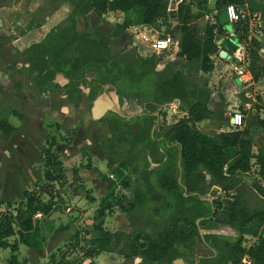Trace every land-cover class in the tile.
<instances>
[{
  "label": "trees",
  "instance_id": "trees-1",
  "mask_svg": "<svg viewBox=\"0 0 264 264\" xmlns=\"http://www.w3.org/2000/svg\"><path fill=\"white\" fill-rule=\"evenodd\" d=\"M68 1L76 8L71 19L72 29L52 32L45 41L27 51L32 56L30 62L33 68L45 80L53 79L58 72L69 76L77 69L84 72L95 70L101 82L105 81L104 72H109L110 78L117 80L118 73L112 78L113 72L118 69L121 73V70L109 57V46L103 41L107 37L100 33L102 40L96 42L89 35L77 33L75 17L90 11L99 16L111 12L138 14L139 9H143L140 20L134 22V19L126 18L110 37L123 35L134 25L151 26L162 20L173 22L172 33L178 40L179 61L167 66L152 89L149 85H142L140 89L143 94L150 89L158 99L162 95L163 85H172V92H167L166 89L163 92L168 98L181 100L187 117L161 128L156 135V139L163 137L160 142L148 135L145 141L125 143L130 146V152L139 144H143L147 151L153 150L152 155L158 167L152 168L146 157H132V162L129 158L126 161L122 159L117 167L114 163L111 164L113 175L120 177L122 168L128 169L130 164L134 165L138 161L135 166L141 170L131 172L133 176L138 175L135 181V200L132 203L116 192L117 186L113 180L98 169L94 170L103 182L109 183L107 193L100 200L94 217L87 220V225L81 228L77 226L76 244L68 250L53 253L49 263L83 264L85 260H93L103 253L117 251L127 261L141 259L140 264H175L178 260L186 262L196 257L197 237L200 235L197 221L202 219L201 227L213 222L230 226L241 233L239 237L206 235L205 243L215 253L211 257L204 255L199 264H243L244 259L251 264H264V237L250 247L244 245L243 238L244 231L264 227V186H253L260 200L259 205L253 204L244 194L245 189L240 179L241 175L250 173L256 167L257 175L264 183V149L254 151V138L247 128L221 132L214 136L200 132V122L224 120L225 117L223 112H213L208 108L211 91L207 87H199L193 77L188 75V70L212 72L213 57L222 48L240 64H247V71L254 82L263 79L264 58L261 50L264 39L251 35L248 18L231 24L223 19L222 14H225L227 5L246 9L248 3L252 7L254 2L264 0H227L226 4L217 0L216 10L219 12L215 16L216 23L207 21L203 30L199 27V21L205 20L212 12L208 7L209 0L183 1L176 11H169V0ZM262 33L264 34V24ZM71 50L77 53L79 59L68 57ZM72 63H75V67L69 70ZM146 68L148 67L136 70L144 72ZM123 85L125 84L121 83ZM14 115L20 122L24 121L22 113L15 112ZM258 125L264 132V120L258 119ZM19 131L20 127L9 118H0V136L10 139ZM149 131L148 128L147 132ZM46 144L43 152L44 180L37 183L33 190L25 191L19 203L0 201V251L10 249L12 253L6 264H22L18 259L21 246L33 250L43 249L46 236L42 232V226L48 225L57 211H67L66 202L60 194L66 171L55 152V141L47 137ZM159 145L164 153L158 151ZM108 148L114 152L117 149L112 143ZM1 160L0 154V163ZM121 185L123 189L130 188L129 181L122 182ZM214 186L220 188L221 194L215 196L212 202L204 200ZM83 189V186L77 187L76 196L82 195ZM216 193L217 190L212 192L213 195ZM86 199L94 203L93 198ZM3 206L6 207L4 210ZM115 208L131 214L144 213L145 218L140 223L142 229L133 230L129 234L107 230L106 219ZM66 228L68 227L64 226L60 229ZM83 228L92 229L99 233V237L91 239L89 243L85 242ZM78 250L81 251L80 254H77ZM75 254L77 256L71 258Z\"/></svg>",
  "mask_w": 264,
  "mask_h": 264
},
{
  "label": "rangeland",
  "instance_id": "rangeland-1",
  "mask_svg": "<svg viewBox=\"0 0 264 264\" xmlns=\"http://www.w3.org/2000/svg\"><path fill=\"white\" fill-rule=\"evenodd\" d=\"M216 1L209 0L208 7L211 9L210 16L214 17L218 14L219 10H216ZM223 4L227 3V0H222ZM170 6V5H169ZM175 2L171 10L175 9ZM141 14L143 9H139ZM140 12L138 14H124L120 12H111L102 17L94 18V22L101 24H107L114 28L118 23H122L126 18L134 19V22L140 20ZM247 18L249 23L253 21V28H251V35L263 38L261 36V28L259 26L258 18L248 14L246 9ZM93 16V15H91ZM223 19H227L226 14H222ZM84 24L83 19L80 20ZM207 20L199 21V27L204 29ZM173 22L159 21L154 25H134L128 29L139 45V51L144 53L149 49H154L152 44H159V49H156L154 54L156 55V62L160 66V71L164 67H167L170 63L179 61L176 53L178 51V40L173 35ZM144 36L148 38V41L144 39ZM22 57L16 59L13 63H7L5 65L0 63V118H9L12 123L20 127V131L10 139H6L0 136V154L2 160L0 163V201L6 203H19L24 195L25 191L33 190L37 183L44 180V162L43 152L46 148L45 138L47 135H54L56 137L55 152L59 155L63 167L66 171L65 182L61 186V196L66 202L67 211H57L56 216L51 219L48 225L42 226V232L46 236L45 248L43 250H33L21 246L22 251L18 253V259L23 264H28V259H31L30 264H43V253L45 249H51L49 258L53 253H59L62 250H68L73 244H76V232L78 228L87 225V220L94 217L95 211L99 207V202L105 197L109 183L103 182L98 173L94 170L98 169L100 173L106 175L109 179L116 183L117 193H121L126 197L129 203L135 200V181L138 175H132L131 168L121 169L120 177L113 175L111 171V164L117 167L122 159H130L131 156L126 154L120 147L115 152L108 148L109 142L103 141L101 144L94 141V136H89L90 132L87 131V123L81 128L79 136L75 139L70 136V132L73 131L75 126L79 123V118L83 116L87 120L90 119L89 113L86 114V110L81 108L79 111H72V107L67 104H56L55 101L43 102L38 99V95L28 97V88L30 87L28 77L25 74ZM245 66L243 71H246L247 64L242 63ZM188 75L193 77L199 87L206 86L208 79L204 75H200L199 72L188 70ZM250 91L254 96L251 99L243 98L250 101L251 107L261 108L264 107V94L260 87H251ZM254 100V101H253ZM123 112L127 114H137L143 111L142 107H132L131 110L126 106L122 108ZM25 113L26 121L20 122L14 113ZM166 119L163 117L167 124L176 123L178 120L186 117V113L180 105L171 103L165 110ZM75 114V115H73ZM244 114V113H243ZM245 115V114H244ZM254 110L247 112L244 117V124H251L252 133L256 134L258 130V124L255 118ZM73 120V121H72ZM58 124L60 129L56 126ZM256 129V130H255ZM211 132H203L208 135H214L213 129ZM61 133V134H60ZM62 135V136H61ZM66 137L71 141L64 140L61 137ZM118 151V152H117ZM144 158V157H140ZM151 164L154 166V158L150 159ZM134 164V163H133ZM89 167V169L87 168ZM154 168H156L154 166ZM77 171V173H75ZM79 175V176H78ZM243 184L244 194L247 199L253 204H260L256 192L253 190L255 184L264 183L257 175V168L253 167L252 171L248 174L240 176ZM210 180V179H209ZM129 181L130 188L123 189L121 183ZM79 186H83L81 190L82 195L76 196L75 189ZM214 190H217L215 195L212 194ZM84 191H87L85 193ZM220 188L212 187L205 199L213 201L220 195ZM216 196V197H215ZM87 197L94 199L92 203ZM6 207L3 206L2 210ZM66 214V218L64 217ZM144 213L131 214L120 208H115L111 215L106 219L105 227L111 232H125L131 233L133 230H141V221L144 219ZM64 219V220H63ZM66 224L68 228L65 230L60 229ZM78 226V228H77ZM199 228L203 232L202 235L197 237V250L196 257L183 261V264H199V260L204 256L211 257L213 253L209 251L205 243L206 235H220L227 237H239L240 233L237 229H233L227 225L215 224L213 222L207 223L204 227ZM84 241L89 243L91 239L99 237V233L93 232L92 229H84ZM264 237V227L262 229L246 230L243 232L244 245L247 247L255 244L259 238ZM57 239V240H56ZM81 251L78 250L77 254ZM77 254L71 258H75ZM12 256L10 249L2 250L0 259L2 264H6ZM112 258L123 259L119 252L113 254ZM40 261V262H39ZM87 260H85L86 262ZM141 261V260H140ZM112 264V263H111ZM243 264H250L247 259H244Z\"/></svg>",
  "mask_w": 264,
  "mask_h": 264
},
{
  "label": "flooded vegetation",
  "instance_id": "flooded-vegetation-1",
  "mask_svg": "<svg viewBox=\"0 0 264 264\" xmlns=\"http://www.w3.org/2000/svg\"><path fill=\"white\" fill-rule=\"evenodd\" d=\"M63 1L71 4L68 0ZM72 7L73 10L63 19V21L53 25L44 33V36L38 42H34L29 45L23 53L27 52L32 46L41 44L52 32H58L59 29L71 30L73 27L71 19L76 10L73 5ZM86 8L87 5L84 6L85 10ZM47 13L51 14L52 11H48ZM45 14L41 15L36 12H32L30 14L28 28L35 27L34 25L39 22L40 24L37 28H42L43 22H45ZM105 15L107 14L99 16L94 11H90L81 16L75 17V31L79 34L89 35V38L96 42H100L102 40V35L100 33L107 37L103 41L109 46V57L111 58V61L116 63L117 67L121 70V73L118 72V69L114 70L115 72H113L112 78L115 77L114 74L118 73V79H111L110 73L104 72L105 81L101 82L98 79V75L95 70L91 72H84L77 69L72 71L69 76H67L64 72H58L54 75L53 79L45 80L43 76L39 74V71H36L33 68L30 62V58L32 56L27 52V54L22 57V65L30 85L28 88V97L31 95L35 97L37 94L38 99H40L44 105L45 102H51L54 100L56 104H67L71 106L73 112L74 110L79 111L81 108L85 109L87 112L86 114L89 113L90 119L87 120L86 117L83 116L82 112V118L78 119L79 123L75 126L73 131L70 132L72 139L79 136L81 128L86 121L87 131L90 132L89 136L95 137L94 141L100 144L103 141H107L110 144H114L118 150L121 147L124 152L129 154L131 157H146L150 162V159L153 158V150L147 151L143 144H139L134 146L130 152V146L128 147L125 143L132 141H145L148 138V135H150L151 139L157 140V142L163 140V137L156 139V135L160 133L161 128L172 125L167 124L163 120V117L166 119L165 110L169 104H176L175 99L168 98L166 93L163 92V89H166L167 92H172L174 87L170 84H164L162 87V95L158 99L154 97L153 92L150 91V89L149 92H145L143 94L140 87L142 85H149L152 89L156 84V81L161 78L160 75L164 73L167 67H164L162 71H160L161 69L156 62L154 49H149L148 51L141 53L139 51L138 43L135 42L136 40L133 39V36L128 29L123 35L115 38L110 37L111 34H114L117 26L122 23H118L113 29H111L108 23L101 24V26H99L98 23L94 22V18H103ZM81 19H83L84 24L81 23ZM127 33L130 34L132 39L130 44L123 52L117 54L116 56H112L110 53L111 41L122 37ZM76 54L77 53L74 50H71L68 53V57L79 59V56ZM74 65L75 63L69 65V70L70 68L73 69V67H75ZM146 66L148 68L144 69L146 70L144 72L136 70V68ZM141 74L145 76H142ZM121 83H124L125 85L121 86ZM179 101L180 103L176 105H180L182 108L181 100L179 99ZM124 106H127L130 110L132 107H142L143 111L137 114H127L126 111H122ZM22 114L24 115V123L26 121V114ZM56 126L59 130L60 126L58 124H56ZM148 128L150 129L149 133L147 132ZM47 137L56 142V137L54 135H47L45 141H47ZM61 138L71 141L66 137ZM158 151L160 153H164L161 145H159ZM137 164L138 161H135L133 167L129 168H131L132 171H140L141 168L135 166ZM151 166L152 168H154V166L158 167V164H155L154 166L151 164Z\"/></svg>",
  "mask_w": 264,
  "mask_h": 264
},
{
  "label": "crops",
  "instance_id": "crops-1",
  "mask_svg": "<svg viewBox=\"0 0 264 264\" xmlns=\"http://www.w3.org/2000/svg\"><path fill=\"white\" fill-rule=\"evenodd\" d=\"M246 7V9L249 11L248 14L258 18L259 25L263 26L264 18L262 17L264 15V2H254L252 7H250V4L248 3ZM253 9L254 11H252ZM72 10V5L63 0H0V63H5V65L7 63L11 64L16 59L18 60L21 58L23 51L29 47V45L34 42H38L44 36L46 31H48L56 23L63 21V19L68 14H70ZM48 11H52V13H47ZM32 12H36L41 15L46 13L45 22H43L42 28H37L40 24L39 21V23L36 22L37 24L34 25L35 27L28 28L30 14ZM251 26H253V21L250 23V27ZM231 36H233V34H231ZM261 36L263 37L264 34L261 33ZM220 51L225 50L221 48ZM261 54L264 58V47L261 50ZM213 63L214 70L212 72L203 73L199 71V73L200 75H204L209 80L208 84L205 86L211 91V98L208 103V108L213 112H223L225 119L204 120L200 122L198 124L200 132H211V128L213 129V132H215L214 135L221 132L233 131L231 128V118L227 117L226 113H230L234 110L241 111V113H244L245 115L248 111L252 112L254 110L256 115L255 122H258V119L264 120V107H261L260 109H253L251 107L250 101H247L243 98V95L247 99L258 96L257 94H252L250 91L251 87H260L262 93L264 94V78L257 83L254 82L252 75L247 71V69L246 71L242 70L245 69V66L240 64L239 61L235 60L234 58L229 59L227 57L225 60H223L218 55H215L213 57ZM228 72H230V74ZM237 79H239V84L236 83ZM253 125L257 126L258 128V130L255 129L257 132L256 134L252 133V127H250L251 124H244L242 129L247 128L251 132L255 143L254 151L258 152V150L264 149V132L258 124ZM66 214L67 213H65L64 216L65 218ZM55 216L56 213L53 215V217ZM53 217L51 218L52 220ZM64 225L67 226L66 224ZM208 249L213 254L215 253L209 247ZM21 251L22 249H20V252ZM1 252L2 251H0V254ZM50 253L51 249H45V253L41 255L44 256L43 264H47ZM115 253H103L93 260H87L83 264L141 263V259L139 258L131 261H127L125 259L123 260L121 258L116 260L115 258L111 257ZM30 261L31 259H28V264H30ZM0 264H2L1 259Z\"/></svg>",
  "mask_w": 264,
  "mask_h": 264
},
{
  "label": "built area",
  "instance_id": "built-area-1",
  "mask_svg": "<svg viewBox=\"0 0 264 264\" xmlns=\"http://www.w3.org/2000/svg\"><path fill=\"white\" fill-rule=\"evenodd\" d=\"M183 1H190V0H169V11H173V10H177L178 9V6L183 2ZM173 2H175V9L171 10V7L173 6ZM246 9H241V8H238L237 6L235 5H227L226 9H225V14L228 18V21L229 23L231 24H234V23H237L243 19H246L247 18V14H246ZM206 20L207 21H210L211 23L215 24L216 21H215V18L208 15L206 17ZM260 26V30H261V33H262V28L263 26L259 25ZM144 39L146 41H148V38L146 36H144ZM154 50L156 49H159V44H152ZM225 51H219L218 53V56L225 60L227 57L229 59H232L234 57H232L231 55H229L227 52V55L224 54ZM235 59V58H234ZM236 60V59H235ZM244 127V115L241 113V111H238L236 113H234L233 115V122L231 123V128L233 129V131H236V130H240Z\"/></svg>",
  "mask_w": 264,
  "mask_h": 264
},
{
  "label": "water",
  "instance_id": "water-1",
  "mask_svg": "<svg viewBox=\"0 0 264 264\" xmlns=\"http://www.w3.org/2000/svg\"><path fill=\"white\" fill-rule=\"evenodd\" d=\"M131 40L132 39H131V36H130L129 33L125 34L122 37H119L117 39L112 40L111 41V51H110L111 55L112 56H116L117 54L123 52L128 47V45L130 44ZM224 54L227 55L226 52H224ZM236 83L239 84V79L236 80ZM175 103L176 104H179L180 103L179 99H176L175 100ZM236 112H238V110H234V111H232L230 113H226V116L229 117V118H231V121L233 122V115ZM208 179H210V176H208ZM185 195L187 196V194H185ZM204 200H208L209 202H212L209 199H204ZM201 221H202V219H199L197 221L198 227H199V223ZM199 232H200V235L203 234V232L201 231L200 228H199ZM175 264H183V260H178V261L175 262Z\"/></svg>",
  "mask_w": 264,
  "mask_h": 264
}]
</instances>
